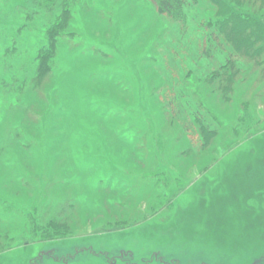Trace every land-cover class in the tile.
I'll return each instance as SVG.
<instances>
[{
	"label": "trees",
	"instance_id": "trees-1",
	"mask_svg": "<svg viewBox=\"0 0 264 264\" xmlns=\"http://www.w3.org/2000/svg\"><path fill=\"white\" fill-rule=\"evenodd\" d=\"M121 1L124 14L134 15L128 30L132 41L129 49L146 43V48L138 53L141 73L138 82L145 84L144 97L139 94L128 66L122 65L120 69L102 66L108 59L117 61L116 54L102 50L99 44H87L82 37L85 29L95 38L96 33H100L101 37L97 39L108 42L107 33L113 34L114 30L107 15L109 11L93 9L89 0H39L42 11L51 14L58 10L45 30L46 43L37 52L36 71L16 90L19 103L9 106V118L0 120V136L5 130L15 132L7 135L8 139L20 146L17 148L21 153L18 154L20 167H15L14 177H21L19 182H22L23 189L34 194L29 220L22 226L37 240L72 237L77 226L71 223L74 220L86 223L89 215L99 211L100 207H106L108 210L104 212L110 216L126 214L127 219L104 224L106 231L117 229L115 227L122 229L133 219L131 210L123 205V198L136 205L144 200L148 207L144 219L164 211L170 214L176 194L168 197L167 190L174 187L181 193L187 187L185 179L191 175L192 167L198 165L201 172L206 171L226 150L240 146L264 129L257 113L252 121H248V114L260 106L257 100L264 104V0H148L152 5L138 0ZM79 20L82 26L78 28ZM124 20L123 25L128 27L129 21ZM13 43V48L5 49L6 58L17 47L15 39ZM64 54L90 72L87 80L74 84L76 94L80 93V99H83L82 105L77 103L74 107L66 103L48 116L49 141L45 145L47 148L43 149L38 143L43 136L41 119L55 94L62 88L66 90L58 77L59 61ZM249 79H257L263 84L253 95L251 104L243 100V85L247 88ZM65 92L67 94V90ZM50 93L52 98L48 97ZM143 102L145 110L140 106ZM215 103L227 104L233 114L222 117L216 111ZM93 116L103 123L101 134L111 154L120 157L118 165L124 177L123 182L117 184L116 181L115 187L109 185L111 180L109 187L101 184L96 190L90 187L95 194L100 189L103 193L101 201L88 208L76 181L64 182L63 189L70 190V194L57 191L61 184L57 173L63 168V157L66 158L65 173L68 176L74 166L69 164L68 157L76 155L68 146L61 150L60 143L66 141L68 130L59 132L58 138L52 135L56 134L55 131L71 128L76 119L92 121ZM126 122L127 125L120 126ZM108 129L118 141L116 145L126 147L124 155L123 150L118 151L121 149L114 145ZM4 148L8 150L10 147L1 146L0 157L6 154ZM49 149L50 158L44 175L32 172V164L40 162V152L45 154ZM132 157L138 164L124 169L125 161ZM75 159H79L78 155ZM0 168L8 183H16L12 179V167L3 159ZM78 169L83 170L84 166L79 163ZM120 185L127 192L122 193ZM41 192L42 196H38ZM141 192L143 198L137 199L136 195ZM115 206L118 211L113 210ZM80 208L84 217H72ZM20 213L12 206L0 207L3 215L13 217L15 214L18 218ZM4 220L5 217H0V252L11 248L15 242L11 231L2 230ZM76 255L55 260L71 261Z\"/></svg>",
	"mask_w": 264,
	"mask_h": 264
},
{
	"label": "rangeland",
	"instance_id": "rangeland-1",
	"mask_svg": "<svg viewBox=\"0 0 264 264\" xmlns=\"http://www.w3.org/2000/svg\"><path fill=\"white\" fill-rule=\"evenodd\" d=\"M130 1L135 2V0ZM138 1L151 4L148 0ZM121 2V0H89L93 9L101 8L100 10L109 11L107 15L114 24V30L113 34L108 31V42L97 39L101 37L100 33H96L95 38L85 29L82 37L86 43L99 44L102 50L116 54L117 61L110 58L111 60L108 59L102 66L117 69L122 65L128 66L137 82L139 94L144 97L145 84L142 81L138 82L141 79L138 53L146 48V43L136 44L129 49L132 41L128 30L131 29L130 23L134 15L127 13L125 15L122 6L120 7V5L124 6ZM36 10L39 13H33ZM57 10L58 8L51 14L42 11L39 0H0V120L5 121L6 117L9 118V106L19 103L16 90L22 82L30 80L36 71L37 52L46 43L45 30L54 20ZM27 14H30L29 18H25ZM124 18L129 21L128 27L123 25ZM81 23L79 20L78 28L82 26ZM13 39L17 42V47L6 58L5 49L13 48ZM121 58L123 61L120 60ZM78 63L67 54L62 55L59 61V82L66 87L67 94L65 88L58 84L57 86L62 90L55 94L47 113L41 119L43 136L38 143L43 149L49 141L48 116L61 105L69 104L75 107L77 103L83 102L80 93L76 94L74 84L78 85L83 82L82 80H87L90 71L80 68ZM246 86L247 88L243 85L245 91L243 100L251 104L254 100L253 95L263 84L257 79H249ZM48 97L52 98V93ZM56 101L57 105H55ZM257 103L260 106L248 114V121H252L257 113L263 121L261 126L264 128V104L259 100ZM215 104L216 111L222 117H229L234 112L227 104ZM140 106L145 110L144 102L140 103ZM102 124L96 116H93L92 121L76 119L71 128L55 131L56 134L52 135L53 138H58L59 132L64 133L68 130L66 141L60 143L61 150L64 151L68 146L75 157L77 155L79 157L77 160L75 157H68L69 164H74L68 176L65 173L66 158L63 157V168L57 173L61 181L57 191L62 190L70 194V190L63 189L64 182L76 181L81 188L82 199L86 198L88 202L86 203L88 208L101 201L102 190L100 189L96 194L93 190L100 188V184L106 188L109 180H111L109 185L115 187L116 181L118 180L117 184L119 181L123 182L124 177L119 170L120 157L111 154L108 143L101 134ZM122 124L127 125V122L120 123V126ZM108 132L112 134L110 129ZM1 134L4 135L0 136V147H10L11 151L4 148L6 154L0 157V162L3 159L9 167H12V179L16 180V183H8L0 168V207L12 206L21 213L18 214V218L15 214L13 217L0 214V217H5L1 225L2 230L11 231L15 237L14 245L0 252V264H264V129L240 146L226 150L223 156L211 164L206 171L201 172L198 165L192 167L191 175L185 179L187 187L181 190V193H178L179 190L176 192L174 187L167 190L168 197L178 193L173 199L174 208L170 214L164 211L158 215H148L144 219L148 209L145 201L141 200L136 205L127 202L128 198H123L125 202L120 201L124 202L123 205L127 206L133 215L130 225L126 224L122 229L115 227L117 229L106 231L104 224L108 221L116 223L127 218L126 214L122 213L107 215L104 211L108 209L100 207L99 211L89 215L90 218L86 223L75 220L71 223L77 226L72 237L52 241L37 240L22 226L26 220H29L28 212L33 207L31 199L34 194L23 189L22 182H19L22 181L21 177L18 175L14 177L15 167H20L18 159L21 153L19 154L17 150L20 146L18 142L14 143L11 138L8 139L7 135L11 136L15 132L5 130V133ZM112 138L116 145L118 141L113 134ZM116 147L121 149L118 150L120 152L123 150L122 155H124L126 147L121 145ZM50 152L51 149L45 151V154L40 152L41 156L38 158L40 162L32 164V172H40L42 176L44 175ZM54 152L53 157H55ZM27 159L29 160L30 157ZM125 162L127 165H124V169L134 166L135 163L138 164L133 157ZM79 163L84 166L83 170L78 169ZM118 187L122 193L127 192L124 186ZM38 196H42V192ZM136 196L137 199H142L144 194L141 192ZM113 210L118 211V207H113ZM87 211L90 212L89 209ZM108 213L111 214L110 211ZM84 214L80 208L73 212L72 217L81 218ZM28 241L30 243H25ZM51 252L56 255L54 259ZM74 254L76 257L71 261L57 260L63 256H67L68 259V256Z\"/></svg>",
	"mask_w": 264,
	"mask_h": 264
},
{
	"label": "flooded vegetation",
	"instance_id": "flooded-vegetation-1",
	"mask_svg": "<svg viewBox=\"0 0 264 264\" xmlns=\"http://www.w3.org/2000/svg\"><path fill=\"white\" fill-rule=\"evenodd\" d=\"M51 254H52V257H53V258L56 256V255L54 256V253H53V252H51Z\"/></svg>",
	"mask_w": 264,
	"mask_h": 264
}]
</instances>
